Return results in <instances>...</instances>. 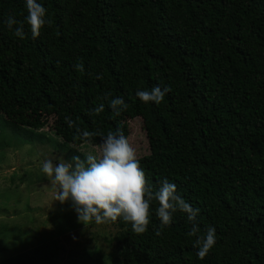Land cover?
Returning <instances> with one entry per match:
<instances>
[{
	"label": "trees",
	"instance_id": "obj_1",
	"mask_svg": "<svg viewBox=\"0 0 264 264\" xmlns=\"http://www.w3.org/2000/svg\"><path fill=\"white\" fill-rule=\"evenodd\" d=\"M38 3L52 24L39 38L25 24L20 40L4 19L24 20L26 0H0V117L31 131L50 126L77 147L66 116L81 130L122 128L129 138V122L140 118L150 153L139 160L153 190L167 178L199 209L201 232L216 229L202 261L184 214L156 235L153 201L146 233L117 221L121 264H264V0ZM154 86L171 88L159 106L136 97ZM106 92L129 108L116 116L105 102L104 113L90 117Z\"/></svg>",
	"mask_w": 264,
	"mask_h": 264
},
{
	"label": "clouds",
	"instance_id": "obj_2",
	"mask_svg": "<svg viewBox=\"0 0 264 264\" xmlns=\"http://www.w3.org/2000/svg\"><path fill=\"white\" fill-rule=\"evenodd\" d=\"M27 16L18 21L14 14L9 13L4 24L12 34L23 40L25 38V24L30 28L33 38H39L42 30L52 24L47 9L38 0H26ZM78 72L84 71V65H74ZM93 80H103L102 73H90ZM171 88L162 89L154 86L150 90L136 91V97L144 104L154 103L159 106ZM97 103L89 109L90 117H99L107 107L116 115L127 111L128 103L122 97H111L106 92L97 98ZM79 119V118H77ZM95 123V120L93 121ZM67 126L76 129V139L84 144L92 145L94 151H87L81 155H73L70 160L63 157L58 162L45 159L40 164L41 172L48 178L50 187L54 190V199L60 204L71 203L78 216L79 222L88 225L115 223L123 220L131 225L132 231L141 235L147 232L151 222L152 202H157L155 215L160 221V228L156 235L170 227L174 214L179 212L191 222V229L187 236L193 237V247L197 256L204 260L216 245V229L208 226L203 233L199 227L197 217L199 209L178 194L175 183L167 178L160 181L158 190H153L141 166L136 149L126 136L122 128L107 134L99 130H81L71 117H65ZM99 137V144H93V138ZM79 151V149H78Z\"/></svg>",
	"mask_w": 264,
	"mask_h": 264
},
{
	"label": "rangeland",
	"instance_id": "obj_3",
	"mask_svg": "<svg viewBox=\"0 0 264 264\" xmlns=\"http://www.w3.org/2000/svg\"><path fill=\"white\" fill-rule=\"evenodd\" d=\"M129 125L138 157L149 154L142 120ZM32 132L46 139L32 140ZM87 151L92 145L67 143L50 126L31 131L0 117V264H121L118 222H79L70 202L55 201L40 170L45 159L55 163Z\"/></svg>",
	"mask_w": 264,
	"mask_h": 264
}]
</instances>
